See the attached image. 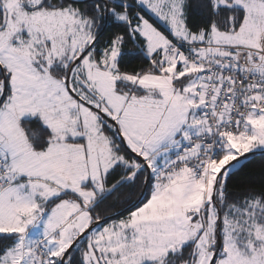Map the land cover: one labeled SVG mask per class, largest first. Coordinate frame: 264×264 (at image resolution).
I'll return each mask as SVG.
<instances>
[{"label": "snow or ice", "instance_id": "obj_1", "mask_svg": "<svg viewBox=\"0 0 264 264\" xmlns=\"http://www.w3.org/2000/svg\"><path fill=\"white\" fill-rule=\"evenodd\" d=\"M257 156L264 0H0V264H264Z\"/></svg>", "mask_w": 264, "mask_h": 264}, {"label": "trees", "instance_id": "obj_2", "mask_svg": "<svg viewBox=\"0 0 264 264\" xmlns=\"http://www.w3.org/2000/svg\"><path fill=\"white\" fill-rule=\"evenodd\" d=\"M244 171L248 175L242 176L241 179L254 178L255 180L259 181L261 178V174L264 173V157L257 156L253 158ZM138 192H139V188H137L134 192L131 193L133 199L135 198V195ZM124 194L127 193L114 194V197L116 195H124Z\"/></svg>", "mask_w": 264, "mask_h": 264}]
</instances>
